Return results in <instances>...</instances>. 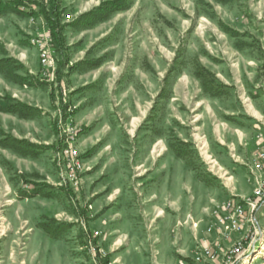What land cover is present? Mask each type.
Masks as SVG:
<instances>
[{
    "label": "rangeland",
    "instance_id": "374dc122",
    "mask_svg": "<svg viewBox=\"0 0 264 264\" xmlns=\"http://www.w3.org/2000/svg\"><path fill=\"white\" fill-rule=\"evenodd\" d=\"M101 1L61 0L62 18L69 23L100 5ZM122 2L127 3L128 7L115 11L108 20L90 29L84 30L78 25L66 29V39L72 43L69 51L72 61L83 58L80 53L83 46L94 41L101 27L107 30V34L93 47L94 51L92 49L93 52H89L86 57L89 55L88 58H94L98 53L107 60L103 70L108 76L102 83V90L105 95L112 97L107 102L112 110L111 113L103 114L100 121H93L90 126L96 128V136L92 141L113 132L115 143L119 141L118 135H121L122 146L113 147L112 151L108 146L98 154L97 159L100 160L110 151V160H113V156L133 153L136 150L135 142L139 143L141 149L146 143L145 133H149L153 139L166 135L169 154L173 159L170 160L171 167H174L171 172H177L178 169L180 186L185 187L187 199L191 201L195 191L199 195L195 203L197 209L194 208L196 210L192 213L200 214L199 209L205 205L204 199L209 195L219 199L218 206L229 198L241 197L247 200L252 194L253 184L239 176L241 171L245 172L248 168L259 144L257 142L256 148L250 149L235 147L233 143L226 142L222 138L223 131L219 130V121L214 116L215 104L212 101H216L215 96H230L233 99L245 94L241 81H235L233 86L226 85L217 78V71L222 72L219 78L236 76L237 79L245 80L246 90L249 88L247 94L264 95V0ZM48 3L21 0L18 9L23 14L11 10L0 13V59L11 57L15 61L12 68L17 73L26 71L17 63L21 53H25L26 60L29 59L34 66L40 64L38 50L30 43V38L35 35L31 34L33 29L42 27L41 30L45 31L43 26H48L40 12L42 6L48 7ZM34 18L39 22H35ZM86 30L89 31L83 32ZM59 59L56 54V66ZM113 65L117 67V75L111 78ZM244 65L248 72L246 76L242 74ZM73 69L65 68L63 71L67 85L74 83L73 76H69ZM37 73V80L41 84L31 87L30 96L39 100L43 107V113L36 117L35 123L41 131L42 141H47L49 146L42 143L41 148H35L37 151L34 156L24 157V173L18 172L10 164L6 158L7 153L4 154L0 147V264H113L117 255H108V245L102 241L95 244L90 240L93 235L72 218V215L82 216L83 209L89 203L99 202V199L101 205H108L111 202L108 197L112 195L103 200L104 185L100 171L95 172L84 184L82 180V188L74 189L62 182L53 157L60 144L59 117L63 116L70 101L67 93L61 95L57 74L45 75L42 68ZM11 84L18 85L0 73V99L8 94ZM163 87L165 94L161 98L157 94ZM251 111L255 113L253 107ZM1 117L2 120L8 119L0 111V123ZM134 118L138 121H134V124L137 123L135 132H132ZM109 122L112 129L109 128ZM136 132L137 139L134 138ZM253 133L257 141L259 135L264 139V131ZM253 149L250 159H246ZM136 154L144 157L147 151L142 147ZM243 154L245 156L242 157ZM4 166H8L11 172L9 179L1 173ZM227 168L228 176H233L232 179L225 176ZM173 183L171 177V191L166 196L168 200H163V204L169 205L171 211L165 221L153 222L154 227L150 224L160 204L150 207L139 193L143 204L140 208L138 203L137 209H141L146 219L150 231L148 233L152 241L158 238L163 243L153 244L151 241L150 245H132L143 252L148 249L151 255H120L123 264H199L195 261V255L200 244L193 245L190 241L193 230L189 226L183 230L174 223L177 216L183 213L176 210L178 202L172 197V187H175ZM131 184L127 187H133L137 181L132 180ZM139 185L136 190L140 189ZM201 187L209 189V193L206 192L208 195L200 191ZM231 187L240 189L243 196L230 195ZM34 191H39V194L30 197ZM93 193H96L94 197L91 196ZM24 203L25 215L19 218L18 210L22 209ZM256 215L259 229L264 232V207ZM41 223L53 229L57 237L47 234L40 227ZM141 223L138 218L137 222L136 218L128 221L130 226L137 224V232L143 230ZM205 242L214 244L216 241L211 242L208 238L202 244ZM182 249H186L185 254ZM158 250L160 253L156 255ZM255 256L258 257L253 264H264V254Z\"/></svg>",
    "mask_w": 264,
    "mask_h": 264
},
{
    "label": "crops",
    "instance_id": "0c3cea01",
    "mask_svg": "<svg viewBox=\"0 0 264 264\" xmlns=\"http://www.w3.org/2000/svg\"><path fill=\"white\" fill-rule=\"evenodd\" d=\"M30 20L32 21L33 18H30ZM74 20L75 19L70 20L69 23L73 22ZM34 21L39 22V20H36L35 18ZM35 22L34 25H36ZM63 22L67 23L68 21L63 20ZM44 27L45 31H50L48 26H43V29ZM92 27L83 29H90ZM41 29L42 27L36 28V30L33 29V31H31V34L41 32ZM87 31L89 30L83 32ZM65 34L67 38V30H65ZM105 34H107V30L104 27H101L100 34L96 35L94 41H92L90 45L83 46L80 52L83 55V58L79 61H72L71 54L69 53L70 46L72 45V43L67 41V46L69 47L68 53L70 60L62 68L59 79L61 95L63 93H67L70 104H75L78 107L75 114V122L77 123L80 133L78 147L80 149L81 154L83 155L84 163L86 166V170L82 175L83 184L87 181V179L93 176L95 172L100 171L102 172V184L104 185V191L102 193V196L105 198H103V200H106L107 197L110 196V194L112 195L111 197H108L109 201H111L108 205L107 203H105L106 205H101V199H99V202L97 203H89L86 209H83L82 216L77 215L74 217L72 215V218L75 219L74 222L80 224L82 227L84 226L87 231H89L93 235V237L91 236L92 238H90V240L92 239L95 244L100 243L102 241L104 242V244L108 245V255H117L113 264H123L121 262L122 257H120V255H151V253L149 254L147 248L146 252H148V254H146L145 251L143 252V250L141 251L139 250V248L132 246L144 244L150 245L152 243H163V241H159L158 238L157 241L156 239L155 241H152L151 234L148 233L149 229L147 228V224L145 223L146 219L143 217L141 209H137V206L138 203H140V208H142V196L145 197V200L149 203L150 207H152V205L156 203L160 204V207L158 208V213L155 214L150 226L154 227L153 222L158 223L161 221H165L171 209L169 205L165 206L163 204V200H165V202L168 200L166 196L171 191L169 183L172 177L175 182L172 184L173 186H175L172 187V197L174 201L178 202V204L176 203L177 206L175 205L176 210L183 213L182 216L179 215L174 220L175 225L179 228H183V230H185V228L189 226L193 230V237L190 240L192 241L193 245H196L198 243L201 246L202 242L204 240H207L208 238L211 242H217L218 239L215 238L214 234L211 233L209 235L206 233V231L208 229L207 227L209 225H212L217 220V209L219 207V199L209 195L207 199H204L203 204L205 205L201 206L199 209L200 214L195 215L194 213H192V211L194 212L197 209L195 207V203L197 202L199 195H197V191H195V193L192 194V200L190 201V199H187V191L185 187L180 186V173L178 169L177 172H171V169L174 170V167H171L170 160L173 159H171V156L169 154V140L166 135H162L160 138L153 139V137L150 136L149 133H145L146 143L145 145L141 146V149L140 145H138L139 143L135 142L136 150L133 151V153L127 154L123 150L125 155L113 156V160H110L109 153H111L113 147L119 146L120 148L122 146L121 135H118L119 141L116 143L113 140V135L115 134L113 132L109 133V135H106V137L104 138H98L95 141H92L93 138L96 136L94 134V130H96V128L90 126V124L93 123V121L95 120L100 121V117L103 116V114L107 112L111 113L112 108L110 107V105H108L107 102L109 101V99H112V97H108L107 95H105V92H103L102 90V83L104 82V79L106 80L108 76L107 72L103 70L105 64L107 63V60L103 56L100 57L101 55H99L98 53L97 56H95L94 58H88L89 55L87 57L86 55L90 54L89 52L94 51L93 47L96 46L97 42H99V39ZM32 56L34 57L33 53ZM26 59L27 55L25 53H21L18 62L25 67L26 71L31 76H33L34 79H37V72H39L41 65L39 64L38 66H34L29 61V59ZM25 60L26 62H24ZM259 63L260 61L258 62V65ZM57 67L58 65L56 66V68ZM56 68L53 72L54 74H57ZM65 68L75 69H73L74 71L72 70V74L69 75L73 76L74 83L72 85H67L65 82V77L63 75V71ZM116 70L117 67L113 65L110 71L111 78H114L117 75ZM242 71L243 76H246L248 72L247 69H245V65L243 66ZM216 74L217 78L220 79L221 82L229 86H233L235 81H241L242 87L243 89H245V94L243 95V97L235 96L233 99H231L230 96H215L216 101H212L213 104H215L213 113L217 121H219V130L220 132L223 131L222 138L224 137L226 142H229L231 144L233 143L235 147L244 146V148L247 147L252 149L251 147H254L255 149L256 144L257 142L259 144V141L256 140L253 131H255L256 134L258 131H264V95L247 94V90L249 91V88L246 90L245 87L247 85H244L245 80H242L241 78L237 79L236 76H225L219 78L218 76L222 75V72L217 71ZM56 76L58 77V74ZM111 78L109 77V79ZM78 79L80 81H78ZM31 87L36 86L29 85L26 83H18V85L16 86L11 84L8 87V94L3 95L1 97L0 101L3 105L6 103V101L10 99L11 101H17L29 106L30 110L27 116H20L12 112L0 110L1 114L7 116L8 118L6 119L3 117L4 119L2 120L1 117L0 138L5 137L7 135L11 136L12 138L18 141H26L30 143L33 146L34 156L37 151L35 148H41L43 146L42 143H48L47 141H42L41 131L39 128L36 127V117H38L40 113H43L41 111L43 107L39 100L35 99V97L30 96ZM164 94L165 93L163 87L157 95L158 97L163 98ZM104 98L106 99L105 101ZM54 101L55 99H53V104H55ZM249 104L252 105L254 111L257 114L253 113L249 109ZM53 107H55V105ZM56 111L57 108H55V112ZM139 111L144 114L142 110ZM136 119L137 118H134L132 123V132H135L134 127H136V123L138 121L137 119L136 123L134 124V121ZM251 122L253 123L251 124ZM109 123V128L112 129L111 122ZM30 125L33 128H31ZM137 137L138 133L136 132L134 138L137 139ZM220 144L223 145L222 142ZM46 146H49V144ZM108 146L111 147V151L108 152V154H106L105 156L103 155L104 157H100V160L97 159L98 154ZM0 147L3 152H5L4 154L7 153V160H10V164L14 165L18 169V172H26V169H24V166L22 164L25 163L26 159L24 157H26L27 155L21 154L13 150L9 146L5 147L0 145ZM142 147H145L147 154L144 157H139L136 153L138 150H142ZM254 149L251 151V153L246 159H250V156ZM243 156L245 155L243 154L242 157ZM240 158L241 157H239V159ZM240 160L243 161L244 158ZM1 173L6 179H9L11 176V172L8 170V166H4ZM225 174V176H227L228 178H233V176H228V168L225 169ZM240 175V179H245L246 182H248V168L245 172L241 171ZM132 180L134 182L137 181V184L140 183V189L136 190L137 184H134V186L130 188L127 187L132 185ZM166 183L168 184V186L165 187ZM82 187L83 185H81V188ZM201 188L202 189H200V191L202 190L205 192L206 195H208L207 193H209V189L207 187ZM239 190L236 187H231L229 190L230 195L243 196V194H241L243 192L240 193ZM139 193L142 194L140 195L141 197L139 196ZM95 195L96 193L91 194V196L93 197ZM162 205L165 207H163ZM133 206H135L136 208L134 209ZM21 207L22 209L18 210L19 218L21 215H25V203L21 205ZM194 208L196 209L194 210ZM126 218L127 221H125ZM132 218H136V222L137 218L141 220V228H143L141 232H137V224L135 225L136 227L133 225L130 226L128 224V221L131 222ZM80 219L83 220L80 221ZM238 235L239 233H235L232 235V238H236ZM178 242L179 241H177V244ZM221 243L222 247H225L230 244V241H222ZM159 253L160 251L158 250L156 255H158ZM182 253L185 254L186 249H182ZM156 263L161 264L159 262ZM109 264L112 263L109 262Z\"/></svg>",
    "mask_w": 264,
    "mask_h": 264
},
{
    "label": "built area",
    "instance_id": "2783aa9c",
    "mask_svg": "<svg viewBox=\"0 0 264 264\" xmlns=\"http://www.w3.org/2000/svg\"><path fill=\"white\" fill-rule=\"evenodd\" d=\"M31 1L42 4L49 2ZM51 42L50 31L38 32L30 38V43L38 50L45 75L53 73L56 68V54ZM77 108V105L69 104L63 116L59 117L60 144L53 157L62 182L74 189L81 186L86 170L78 147L79 129L74 118ZM258 138L259 145L248 165L252 194L247 200L229 198L218 207L217 220L207 231L216 235L218 240L214 244L205 242L199 247L195 255V261L199 264H253L258 257L255 255L264 254V232L259 229L256 215L264 207V139L261 135ZM234 233H239V237L232 238ZM228 240L230 244L222 247L221 242Z\"/></svg>",
    "mask_w": 264,
    "mask_h": 264
},
{
    "label": "trees",
    "instance_id": "16d2710c",
    "mask_svg": "<svg viewBox=\"0 0 264 264\" xmlns=\"http://www.w3.org/2000/svg\"><path fill=\"white\" fill-rule=\"evenodd\" d=\"M123 0H102L100 5L94 7L92 10L82 13L71 23L63 22V9L61 7V0H49L48 7L42 6L41 14L44 16L47 25L50 29V34L52 37V46L54 47L55 54H58L60 59L58 61V78L60 79V74L62 68L67 64L70 60L69 57V47L67 46V39L65 30L67 26H80L82 28H89L95 26L96 24L108 20L115 11L125 9L128 7V4L122 2ZM21 3V0H0V13H4L8 10L15 11L19 14H23L18 6ZM3 49V53H4ZM13 62H15L11 57H5L0 59V73L4 74L6 77L11 79L13 82H17L19 84H29V85H38L40 81L34 79L27 71L24 73H17L13 70ZM100 62V61H98ZM22 69L25 70V67L20 64ZM41 84V83H40ZM0 110L6 112H12L18 114L20 116H27L30 110V107L17 102L11 101L10 99L6 101L3 105L0 101ZM9 143V144H8ZM0 145L5 147H10L13 150L25 154V155H33L34 150L33 146L26 141H18L11 136H5L0 138ZM39 194V191H34L33 195L30 197L36 196ZM40 227L45 230V232L52 237H57V234L53 229H51L48 225L44 223L40 224ZM105 262H108L106 260Z\"/></svg>",
    "mask_w": 264,
    "mask_h": 264
},
{
    "label": "bare ground",
    "instance_id": "6f19581e",
    "mask_svg": "<svg viewBox=\"0 0 264 264\" xmlns=\"http://www.w3.org/2000/svg\"><path fill=\"white\" fill-rule=\"evenodd\" d=\"M249 108L252 110V107H251V105L249 104ZM256 113V112H255ZM257 114V113H256Z\"/></svg>",
    "mask_w": 264,
    "mask_h": 264
}]
</instances>
